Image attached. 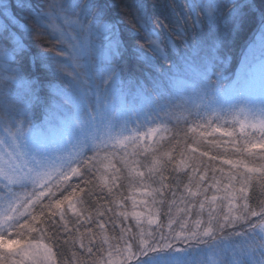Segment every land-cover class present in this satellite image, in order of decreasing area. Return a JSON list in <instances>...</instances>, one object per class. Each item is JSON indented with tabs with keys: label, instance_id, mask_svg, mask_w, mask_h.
<instances>
[{
	"label": "rangeland",
	"instance_id": "374dc122",
	"mask_svg": "<svg viewBox=\"0 0 264 264\" xmlns=\"http://www.w3.org/2000/svg\"><path fill=\"white\" fill-rule=\"evenodd\" d=\"M97 1L29 0L20 13L28 27L14 33L23 47L11 39L0 45V235L9 241L0 256L13 249L7 261L13 264L31 245L25 264H57L32 219L51 203L75 234V264H264V221L233 239L217 227L225 215L235 225L244 220L238 181L247 178L250 188L264 180L261 17L255 14L254 31L235 41L250 20L248 0H153L167 28L158 29L146 6L145 31L138 32L129 20L105 17ZM121 1L130 16L134 4ZM149 38L161 47L146 48ZM73 45L88 48L79 52L78 67ZM126 48L140 71L124 65ZM164 161L175 162L187 183L163 213L153 179ZM71 168L80 173L67 186L57 176ZM83 172L104 191L103 206L90 211L77 191L75 208L65 202L55 209V199L68 195ZM46 183L52 194L25 212L20 205L48 192ZM209 221L214 231L206 236ZM161 235L172 248L128 258L143 240Z\"/></svg>",
	"mask_w": 264,
	"mask_h": 264
},
{
	"label": "trees",
	"instance_id": "16d2710c",
	"mask_svg": "<svg viewBox=\"0 0 264 264\" xmlns=\"http://www.w3.org/2000/svg\"><path fill=\"white\" fill-rule=\"evenodd\" d=\"M248 1L249 2L244 6L247 9L250 20L244 25L242 29H240V31L236 32V35L234 36L236 39L235 41H237L238 39L240 40L241 38L243 39L247 33H251L252 31H254L256 24L253 23V17L255 14L261 17V24H264V7H261V5H264V0ZM115 2V5L112 4V6H109L104 0H98L96 5L99 10L103 11L105 17L111 20L124 18L123 20H125L127 23L129 20L130 8L121 0H116ZM147 9L158 29L162 30L164 27L167 28L166 20L153 0H148ZM123 38L128 42L133 41V38L125 35H123ZM238 43L240 45L237 49V56L241 58L244 51L242 46L244 45H242V43L240 42ZM125 51V57L123 59L124 65L128 67L131 74H133V72L140 71L141 64L134 57L130 48H126ZM239 61L236 60L233 64L232 69L234 72L239 71ZM153 182L152 183L156 185V188H158V199L160 202L161 210L164 213L168 206V203L172 201L177 194H180L183 186L187 183V174L180 172L177 169L175 162L164 161L161 165L160 170L154 175ZM73 186L80 187L81 190L79 191V193L81 202L86 208L90 209V211L99 210L103 206L105 202L104 191L101 187L96 186L94 178L92 176H89L88 172H83V175L81 177L75 179L73 181ZM85 192H87V196L84 195ZM247 196L249 197L247 201L248 205L254 210L259 211L260 208L258 207V205H260L261 202H264V180L255 181L254 184L249 188ZM47 205L48 204L44 203L36 210L35 216L37 224L40 227L41 231L44 233L48 244L53 250L57 264H75V234L73 232L70 233L67 230L60 216L55 214V212L52 210L53 208L48 209L46 207ZM41 208L44 209V215H41ZM250 220L251 224L255 225V227H252L249 223L241 220V222L237 223L234 227L222 230L220 233L222 234L221 237L226 239H233L241 235H251V232L254 233L256 227L263 223V221L256 220L255 218L251 217Z\"/></svg>",
	"mask_w": 264,
	"mask_h": 264
},
{
	"label": "snow or ice",
	"instance_id": "6c2138e0",
	"mask_svg": "<svg viewBox=\"0 0 264 264\" xmlns=\"http://www.w3.org/2000/svg\"><path fill=\"white\" fill-rule=\"evenodd\" d=\"M131 2L134 4V7L131 10L129 21L130 23L133 24V26L136 28L138 32H143L145 31L144 29L145 21L143 19V12L147 6L148 0H131ZM51 7L55 10L59 7V5H51ZM261 7H264V5H261ZM29 9H30L29 0H0V45H2L4 41L11 39L12 42L16 43L18 48L23 47V45L20 42L19 35L14 34V33L16 32L17 29H27L28 26L22 23V17L20 13H24L25 11ZM29 15H30V12H29ZM33 23H38V21L35 18L32 19L31 28H33L32 26ZM99 27L101 30H106L108 28V25L101 24ZM69 39H71V37H69ZM150 45H156L157 48L161 47L159 40L156 38H149L148 40L145 41L146 48H148ZM73 48H74V52L76 53L77 67H78L79 66V62H78L79 52L83 49H87V52H88V48H84V47L77 48L74 45H73ZM0 54H5L4 48L2 46H0ZM249 144L251 145V148L257 147L256 144H251L250 141H249ZM258 146L260 149L264 150V125H262V136H261V140L258 142ZM228 163H232V162L228 161ZM244 167H246V165H244ZM248 171L255 172L257 170L249 169ZM260 171H264V169H261ZM79 173H80V170L78 168H71V170L67 173L65 172L58 173L57 179H59L61 183L69 186L70 183L68 182L71 180V178L77 176ZM238 183H241L242 185L238 189L239 199L244 201V203H242L240 206L241 210H243L244 212V215L242 218L244 219L245 222L249 223L250 226L255 227V225L251 224V220L248 218L252 217V218H255L256 220L264 221V202H261V204L258 205V207L260 208L259 211L251 208L247 203L249 197L246 195L247 189L250 186L248 179L245 178L243 181H238ZM44 187L48 188L49 191L45 192L41 190L39 192V195H37L34 192L32 193V196L28 197L24 201V203L20 205V207L24 208L25 212H29L30 208H33L36 204H38L40 202L41 197L52 194L51 187L49 186V184L46 183ZM70 189L71 191L69 192L68 195H62L63 199H55L54 201L55 209L57 210L62 209L65 202H68L69 207L75 208V205L72 203V197L77 191H80L81 189L79 186H71ZM84 195L87 196V192H85ZM32 197H35V199H33ZM212 199L215 200L216 197L213 196ZM46 207L48 209H51L52 204L49 203ZM200 207L203 208V205H200ZM13 211H18V209H13L10 207L9 212H13ZM41 215H44L43 208H41ZM12 219H13L12 216H9V215L5 216L6 222H11ZM32 219L35 220L36 217L33 216ZM235 223L236 221L233 218H231L228 215H225L223 217V222L217 223V227L220 230H224L225 228L229 226H234ZM10 226H16V225L10 224ZM32 231H36V229L32 228ZM213 231H214V228L212 227L211 221H209V224L204 231V235L206 236L210 235ZM191 237L194 238L195 233H191ZM182 238L185 242L189 240L188 236H184ZM8 243L9 241L7 239H4L3 235H0V247L6 248ZM12 243L18 245L20 244V241L15 240V241H12ZM28 247H31V245H26L24 248H21L19 250V252L17 253V255L19 256V259H14L13 264H25V259L27 258L29 254L27 251ZM172 247H173V244L168 242L167 238L164 237L163 235H161L159 239L152 237L150 241L143 240L141 244L137 245L136 252H131V249H129V251L131 252V255L128 258L131 259L132 257H135L136 259L138 256H148L150 253H158L163 250L170 249ZM13 251H14L13 249H8L7 253H5L4 256H0V260H3L4 264H7L8 253H12ZM87 251L90 254L92 249L88 248Z\"/></svg>",
	"mask_w": 264,
	"mask_h": 264
}]
</instances>
